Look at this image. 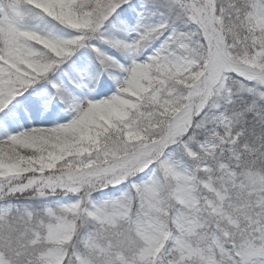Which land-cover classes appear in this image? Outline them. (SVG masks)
<instances>
[{
    "label": "snow or ice",
    "instance_id": "snow-or-ice-1",
    "mask_svg": "<svg viewBox=\"0 0 264 264\" xmlns=\"http://www.w3.org/2000/svg\"><path fill=\"white\" fill-rule=\"evenodd\" d=\"M0 264H264V0H0Z\"/></svg>",
    "mask_w": 264,
    "mask_h": 264
}]
</instances>
